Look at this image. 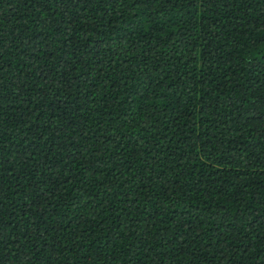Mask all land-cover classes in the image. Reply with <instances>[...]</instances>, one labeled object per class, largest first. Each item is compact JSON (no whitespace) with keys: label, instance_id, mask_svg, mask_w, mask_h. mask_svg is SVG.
<instances>
[{"label":"trees","instance_id":"obj_1","mask_svg":"<svg viewBox=\"0 0 264 264\" xmlns=\"http://www.w3.org/2000/svg\"><path fill=\"white\" fill-rule=\"evenodd\" d=\"M0 264H264V0H0Z\"/></svg>","mask_w":264,"mask_h":264}]
</instances>
